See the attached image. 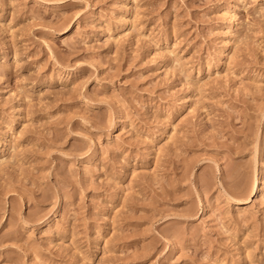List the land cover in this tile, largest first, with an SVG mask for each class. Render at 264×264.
I'll use <instances>...</instances> for the list:
<instances>
[{
    "label": "rangeland",
    "instance_id": "374dc122",
    "mask_svg": "<svg viewBox=\"0 0 264 264\" xmlns=\"http://www.w3.org/2000/svg\"><path fill=\"white\" fill-rule=\"evenodd\" d=\"M262 168L264 0H0V264H264Z\"/></svg>",
    "mask_w": 264,
    "mask_h": 264
},
{
    "label": "bare ground",
    "instance_id": "6f19581e",
    "mask_svg": "<svg viewBox=\"0 0 264 264\" xmlns=\"http://www.w3.org/2000/svg\"><path fill=\"white\" fill-rule=\"evenodd\" d=\"M263 179H264V169L262 168L258 174L256 175V182L257 186L253 189L251 196L254 197L257 201H259L260 197L262 196V193L264 192V185H263ZM244 206H236L235 209H242Z\"/></svg>",
    "mask_w": 264,
    "mask_h": 264
}]
</instances>
